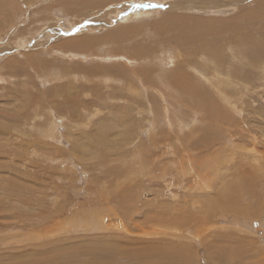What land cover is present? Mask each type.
Returning <instances> with one entry per match:
<instances>
[{
    "label": "rangeland",
    "instance_id": "374dc122",
    "mask_svg": "<svg viewBox=\"0 0 264 264\" xmlns=\"http://www.w3.org/2000/svg\"><path fill=\"white\" fill-rule=\"evenodd\" d=\"M85 1L0 0V264H264V0ZM171 1L253 16L182 47L159 26ZM134 9L148 16L123 21ZM124 26L121 45L96 44ZM116 62L153 84L87 70ZM179 65L186 92L166 78Z\"/></svg>",
    "mask_w": 264,
    "mask_h": 264
},
{
    "label": "bare ground",
    "instance_id": "6f19581e",
    "mask_svg": "<svg viewBox=\"0 0 264 264\" xmlns=\"http://www.w3.org/2000/svg\"><path fill=\"white\" fill-rule=\"evenodd\" d=\"M106 1H113V0H86L85 2H84V10H86L88 7H91V8H93V6H95V8H100L99 7V5H104V3H106ZM116 1V0H115ZM211 1V0H210ZM205 3H206V1H205ZM231 3V2H230ZM264 3V2H263ZM97 4V5H96ZM118 4H120V3H117V4H113V5H111V7H114V8H112L111 10H105V11H107V13H105V14H109V16L110 15H112V13H113V11H118V10H120V8H121V10L125 13L126 12V9L124 8V7H126V5H123V6H121V5H119V6H117ZM171 6H167V11H168V13H166V15H163V16H165L160 22H159V26L160 27H168V28H171L174 32H175V34L176 33H180V35H178V37L180 36V40L182 39H186L189 43H191L190 41H192L193 39H195V38H190L191 36H193V34L194 33H196V37H197V39L201 42V44L202 45H205L206 43H205V37H210L211 35H214V37L216 36V37H218V35H221V34H223V36H224V34H226V32L230 29H232L231 27L232 26H235V27H238L240 24H241V22H242V19L245 17V16H253L252 15V12H251V14L249 15V14H240V15H238L236 18H232V20H230V21H228L229 19H227V21L228 22H226L225 21V23H221V24H219V22H216L217 20H201L200 18L199 19H197V18H190V17H187V15L185 16L184 14L182 15V14H176V10H178V9H187V8H189L190 6L189 5H182L181 3H177L176 1H174V2H172L171 1ZM188 4V3H187ZM193 4V3H192ZM227 2H223V1H220V0H214V1H212V3H211V7L212 8H215L216 6H218V7H221L222 8V6H227ZM261 4V3H260ZM131 5V4H130ZM130 5H128V6H130ZM107 6V5H106ZM210 6H209V8H210ZM109 7H110V5H109ZM110 7V8H111ZM203 7V6H202ZM94 8V9H95ZM104 8V7H103ZM109 8V9H110ZM191 8V7H190ZM211 8V9H212ZM142 9H144V8H142ZM192 9H194L193 7H192ZM206 9V8H205ZM71 11H72V9H70ZM74 11L76 10V9H73ZM89 10H91V9H89ZM101 10V9H100ZM99 10V11H100ZM120 10V11H121ZM202 10H204V8L202 9ZM77 11V10H76ZM87 11H88V9H87ZM86 11V12H87ZM103 11V10H102ZM121 11V12H122ZM144 10H141V9H134V10H132L131 11V14H129V16H127V17H125L124 19H123V21H127V20H129V19H134L135 21L136 20H141V19H143L144 20V18L145 17H147L148 16V12L147 13H145V12H143ZM148 11V10H147ZM84 12V11H83ZM85 12V13H86ZM104 12V11H103ZM173 12H175V13H173ZM239 12V11H238ZM248 12V11H247ZM254 12V11H253ZM118 13V12H117ZM170 13H173V15L174 14H176V16L174 15V16H169L170 15ZM243 13V12H242ZM254 14V13H253ZM172 15V14H171ZM106 17L105 19H103V21H101L100 23H102V24H104L105 22H108V24H107V26L109 25V24H113L112 23V18L111 17ZM189 16V15H188ZM254 16H255V14H254ZM258 16V14L256 15V17ZM122 17H124V16H122ZM121 17V18H122ZM234 17V16H233ZM120 19V18H119ZM245 19H248V18H244V20ZM251 19V18H250ZM249 20V19H248ZM222 21H224V19H222ZM141 22H143V21H141ZM106 24V23H105ZM120 24H121V22H120ZM122 25V24H121ZM242 25H244V24H242ZM241 25V26H242ZM127 26V25H126ZM137 26H142V25H137ZM97 27V26H96ZM117 27H120V26H117ZM114 28L115 30H112V31H108L107 33H105V34H102V36H99L98 35V38H96V40L98 41L96 44L98 45V44H100V43H112L113 45L114 44H120L122 41H123V39L121 38V37H126L127 35H129L130 33H132L133 32V30H135V28L134 27H136V26H128L129 28H126L125 26V28H123L121 31L118 29V28ZM243 27V26H242ZM99 28V27H98ZM134 28V29H133ZM140 29H141V27H139ZM133 29V30H132ZM129 30H132V31H130L129 32ZM136 30H137V28H136ZM139 30V29H138ZM230 30H229V32H230ZM233 30H237V29H233ZM55 32H57L58 33V35H57V37H60V34L61 33H64V31H62L61 33L56 29V30H54ZM90 31V30H89ZM177 31H179V32H177ZM128 32V33H127ZM139 32L141 33V31L139 30ZM144 32V31H143ZM164 32V31H163ZM170 32V31H169ZM172 32V31H171ZM173 32V33H174ZM207 32V33H206ZM232 32V31H231ZM240 32V31H239ZM65 34V33H64ZM174 34V35H175ZM239 34V33H238ZM174 35H172L171 37L172 38H174ZM236 35V34H235ZM96 36V35H95ZM130 36V35H129ZM227 36V35H226ZM238 36V35H237ZM87 37H90V36H84L82 39H81V41L82 42H84V41H87L88 40V38ZM171 37H169V39H172ZM230 37H231V35H230ZM93 38V37H92ZM219 38V37H218ZM232 38V37H231ZM239 38H240V36H239ZM178 41H179V38L177 39ZM182 40L180 41L181 42V46H182ZM207 40V39H206ZM213 40V39H212ZM245 40V39H244ZM67 42H66V44L67 45H71L73 42H77V41H79V38L78 39H74V38H71V39H67L66 40ZM184 41V40H183ZM187 41H186V43H187ZM246 41V40H245ZM248 41H250V40H248ZM185 42V41H184ZM228 42V41H227ZM247 42V41H246ZM186 43H184V44H186ZM248 43H250V42H248ZM251 43L253 44V42L251 41ZM251 43H250V45H251ZM193 44V43H192ZM110 45V44H109ZM115 45V46H116ZM121 45V44H120ZM119 45V46H120ZM128 45V44H127ZM249 45V46H250ZM99 46V45H98ZM108 45H106L105 47H107ZM240 46V45H239ZM255 46V45H254ZM254 46H252V47H254ZM81 46H79V47H77V48H73L72 50L73 51H76V52H79V54H81V56H83V55H86V54H88L89 52H91V51H89V52H85V51H81L82 50V48H80ZM97 47V46H96ZM101 47V46H100ZM100 47H98V49L100 48ZM183 47V46H182ZM95 48V47H94ZM102 48V47H101ZM193 48V47H192ZM194 48H195V46H194ZM69 49V48H68ZM76 49V50H75ZM109 49V48H108ZM120 50H124L122 47H119L118 48V46H117V49H113V52L111 51V50H109L113 55H114V57L115 56H120V54L122 53V51H120ZM179 50V49H178ZM213 50V53H214V59H215V62H216V64H218V65H221L222 64V62L223 61H221L220 59L218 60V57L220 56V50H221V48L219 49V48H216V49H212ZM94 50L92 49V52H93ZM97 51V50H96ZM95 51V53H93V54H95V56H96V54H97V52ZM118 51H120V53L118 52ZM124 51H126V50H124ZM141 51V50H140ZM191 51V50H190ZM148 52H149V50H148ZM147 52V53H148ZM169 52V51H168ZM86 53V54H85ZM133 53V52H132ZM132 53H130V54H128L127 55V58H131V56H134V55H132ZM166 53V52H165ZM173 53V52H172ZM243 53V52H242ZM92 54V53H91ZM119 54V55H118ZM124 54V53H123ZM175 54V53H174ZM173 54V55H174ZM73 55V54H72ZM111 55V54H110ZM171 55V54H170ZM170 55H168V57L170 56ZM107 55L105 54V55H103L102 57H106ZM112 56V55H111ZM166 56V55H165ZM80 57V56H79ZM87 57V56H86ZM121 57H122V55H121ZM139 57V56H138ZM138 57H136V58H138ZM116 58V57H115ZM166 58V57H165ZM170 58V57H169ZM223 58V57H222ZM123 59V58H122ZM180 59V58H179ZM137 60H139V59H137ZM183 60V59H182ZM126 61V60H125ZM210 61V60H209ZM134 62V61H133ZM181 62V61H180ZM127 62H125V64L124 63H121V62H116V64H114V66H106V65H90L88 68H87V70L90 72V75H94L95 77H99L100 79H103V80H106V82L109 80V79H111L110 77L111 76H114L115 77V80H123V79H127L128 77H136L137 78V81L139 82V81H141V82H143L142 84H145V83H149V84H153V83H150L151 82V80L153 79L151 76H150V68H148V67H146V66H137V68H134V69H131L127 64H126ZM137 63V62H136ZM128 64H130L129 62H128ZM150 64V63H149ZM52 66V65H51ZM124 66H127V67H129V69L128 68H125ZM181 66V67H180ZM183 65H179L178 67H176V69L175 70H173V71H169V75L168 76H166V78H167V80L171 83V85L170 86H177L176 88L177 89H179L180 90V88L184 91V92H186L185 90L186 89H188L189 88V84H190V82L188 83L187 82V79L188 78H191V75H190V73L188 72V71H186L183 67H182ZM18 67V66H17ZM140 67V68H139ZM47 68L48 69H50L49 68V66H47ZM53 68V67H52ZM57 69V68H56ZM57 72H58V70H56ZM160 71V70H159ZM61 72V71H60ZM110 72V73H109ZM67 73V72H66ZM85 73V72H84ZM88 73V72H87ZM86 73V74H87ZM61 74V73H60ZM85 74V75H86ZM94 76H93V78H94ZM88 76H86V78H87ZM147 79H146V78ZM54 78V77H53ZM135 79V78H134ZM154 80V79H153ZM124 81V80H123ZM162 81H163V79H162ZM140 82V83H141ZM193 84V83H192ZM166 85V84H165ZM195 85V84H194ZM74 86V85H73ZM150 86V85H149ZM155 86V85H154ZM167 86V85H166ZM170 86H168V87H170ZM179 87V88H178ZM144 88H145V86H144ZM155 88V87H154ZM194 88V87H193ZM70 89H72V88H70ZM157 89V88H156ZM134 90L135 91H138L139 92V88L138 87H135L134 88ZM192 90V89H191ZM181 91V90H180ZM88 93V92H87ZM193 94H194V92H192ZM190 95V94H189ZM195 96H197V99L196 100H198L199 99V104H203V102H202V99L203 100H205L204 98H203V96L202 95H200L199 93H198V95H197V92H196V94H194ZM205 97H206V95H205ZM213 97V96H212ZM194 98V97H193ZM192 98V99H193ZM208 99V98H207ZM206 103V102H205ZM62 112V111H61ZM60 113V112H59ZM153 121V120H152ZM140 123V122H139ZM52 128H54L55 127V124H54V126H51ZM46 134V133H45ZM85 138V137H84ZM139 149V148H138ZM219 194H221V193H219ZM154 204V203H153ZM150 205V204H149ZM186 225V224H185ZM220 244V243H219ZM54 247V246H53ZM55 248H56V246H55ZM59 250H61L62 248H63V246H62V248L60 247H57ZM56 248V249H57ZM64 248H66V247H64ZM168 248V247H167ZM161 250L162 249H165V248H160ZM64 250H66V249H64ZM63 249H62V251H64ZM67 250H69V249H67ZM66 250V251H67ZM169 250V249H168ZM221 250L222 249H220V252H221ZM232 250V249H231ZM230 250V251H231ZM57 251V250H56ZM55 250H54V252H56ZM73 251V250H72ZM224 251V250H223ZM160 252H162V251H160ZM170 252V251H169ZM225 252V251H224ZM227 252H229V251H227ZM227 252H225V253H227ZM56 253H58V251L56 252ZM56 253H54V256H56ZM174 253V252H173ZM231 253H233V252H231ZM231 253H229V254H231ZM228 254V253H227ZM169 255H170V253H169ZM222 255V254H221ZM226 255V254H225ZM60 256V255H59ZM228 257H229V255H227ZM52 257V256H51ZM57 257V256H56ZM164 257V256H163ZM166 257V256H165ZM55 258V257H54ZM167 258V257H166ZM171 258V257H170ZM221 258V257H220ZM225 258V256L223 257V259ZM230 258V257H229ZM50 259H53V257L52 258H50ZM175 258L173 257V260H174ZM222 259V258H221ZM172 260V261H173ZM225 260H228V258L227 259H225ZM230 260V259H229ZM228 260V261H229ZM37 261H41V260H37ZM174 261H176V260H174ZM174 261H173V263H174ZM167 262V261H166ZM171 261H169V263H170ZM227 262V261H226ZM176 263V262H175ZM227 263H229V262H227ZM172 264V263H171ZM177 264V263H176Z\"/></svg>",
    "mask_w": 264,
    "mask_h": 264
}]
</instances>
